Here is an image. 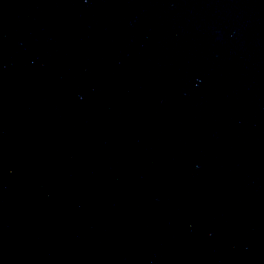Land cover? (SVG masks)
<instances>
[{
  "label": "water",
  "instance_id": "water-1",
  "mask_svg": "<svg viewBox=\"0 0 264 264\" xmlns=\"http://www.w3.org/2000/svg\"><path fill=\"white\" fill-rule=\"evenodd\" d=\"M0 264H264V44L221 0H0Z\"/></svg>",
  "mask_w": 264,
  "mask_h": 264
}]
</instances>
